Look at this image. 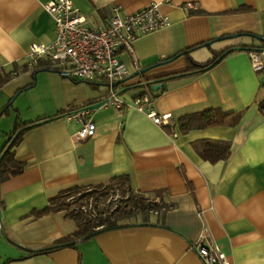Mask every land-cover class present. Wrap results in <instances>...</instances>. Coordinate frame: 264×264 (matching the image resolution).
I'll list each match as a JSON object with an SVG mask.
<instances>
[{"label": "crops", "instance_id": "obj_1", "mask_svg": "<svg viewBox=\"0 0 264 264\" xmlns=\"http://www.w3.org/2000/svg\"><path fill=\"white\" fill-rule=\"evenodd\" d=\"M48 1L0 0V68L20 67L31 44L54 41L55 24L44 9ZM72 1L94 28L115 6L124 13L152 3L159 4L169 25L135 39L132 53H120L130 76L116 88L130 106L103 103L89 109L87 118L96 129L84 140L74 142L81 125L64 115L106 99L105 84H78L63 73L30 68L0 88V112L12 99L9 113L0 116L1 137L17 120L33 124L13 148L23 171L0 182V264H204L192 248L204 228L229 264H264V51L256 71L249 51L239 49L251 44L248 34H264V0ZM188 3L197 8H187ZM241 5L250 10L234 12ZM205 42L190 51L192 60L204 62L225 48L234 51L204 72L168 78L158 90L140 86L186 71L185 55L176 54ZM41 73L48 77H38ZM36 76L40 87L34 89ZM100 86L106 88L101 92ZM146 88L158 114H170L171 127L153 123L131 105ZM21 89L34 90L30 113L23 111ZM207 109L240 112L241 118L235 126L180 131L179 117ZM201 139L229 141V157L214 163L202 159L193 147ZM119 174L129 175L135 192L165 191L172 207L161 221L155 223L153 212L150 224L138 222L49 254H30L75 230L63 212L35 217L33 211L60 190L106 183Z\"/></svg>", "mask_w": 264, "mask_h": 264}, {"label": "trees", "instance_id": "obj_2", "mask_svg": "<svg viewBox=\"0 0 264 264\" xmlns=\"http://www.w3.org/2000/svg\"><path fill=\"white\" fill-rule=\"evenodd\" d=\"M250 8L241 5L234 9V12L249 11ZM251 38V44L241 45L239 49H244L249 52L264 51V34L253 35L248 34ZM208 42L201 43L191 48L180 51L176 56L185 55L188 61V68L186 71L164 75L161 77L147 79L146 86L152 88V81H165L173 76L192 75L204 72L214 66L224 56L234 50L225 48L220 51H212V57L204 62H197L190 58L189 53L193 48L207 45ZM46 59H39L36 65L29 66L27 63L20 67L16 64L11 69L0 68V88L15 78L18 74L33 68L34 71L39 69L53 70L61 73L55 69ZM21 89L18 93L24 91ZM12 108V99L1 110V115H7ZM63 114H61L62 116ZM241 118L240 112L222 111L220 109H207L201 112L191 113L181 116L177 119L179 129L182 133H187L190 130L203 129L214 125L235 126L239 123ZM30 122L16 121L12 131L4 134L6 143L0 150V182L7 179L9 176L18 175L23 171L24 165L15 158L14 146L20 141L23 132L31 127ZM9 147L4 151L6 146ZM193 147L199 156L211 163L219 160L227 159L231 153V143L229 141L201 139L193 142ZM119 192L121 200L109 211H99L101 204L106 203L110 195ZM165 191L157 189L148 192H135L130 188V177L128 174H119L110 177L106 183H99L95 185L71 186L69 188L60 190L55 196L51 197L48 204L40 209L33 211L35 217H40L46 214L63 212L64 216L75 223V230L54 241L50 246L39 250L30 251L31 255H44L56 251L67 246H75L78 241L88 240L100 232L113 230L123 227H128L131 224L141 222L150 224L149 217L151 214L157 216L155 223L160 220L161 214L172 207L164 199ZM158 197V199H156ZM91 206L90 210H84L83 206ZM97 210V211H96Z\"/></svg>", "mask_w": 264, "mask_h": 264}, {"label": "built area", "instance_id": "obj_3", "mask_svg": "<svg viewBox=\"0 0 264 264\" xmlns=\"http://www.w3.org/2000/svg\"><path fill=\"white\" fill-rule=\"evenodd\" d=\"M186 7L197 8L194 3H188ZM44 9L54 21L55 38L50 45L31 44L27 52V65L33 66L39 59H46L52 63L53 68L70 79L105 84L108 91L103 103H112L117 108L130 106L119 97L117 86H114L120 80L124 84L130 76L119 55L122 51L132 53L135 39L169 25V19L159 4L152 3L124 13L120 6H115L111 16L98 28L87 24L86 15L80 12L72 0H49L44 4ZM249 54L253 69L260 70V52L251 51ZM145 84L142 81L140 86ZM131 105L153 123L172 126L170 114H158L150 89H143L134 96ZM88 113L89 108L77 107L64 115L66 121H76L81 125L74 135V142L95 134V123L87 118ZM192 248L204 264H229L226 256L209 239L206 228Z\"/></svg>", "mask_w": 264, "mask_h": 264}, {"label": "rangeland", "instance_id": "obj_4", "mask_svg": "<svg viewBox=\"0 0 264 264\" xmlns=\"http://www.w3.org/2000/svg\"><path fill=\"white\" fill-rule=\"evenodd\" d=\"M38 77H48V76H47L46 74L41 73V74H39ZM35 84H36V85H35L34 89L40 87L39 83L37 82V76H36V83H35ZM78 84H84V85H88V86H89V84H87V83H85V82H82V81H79ZM90 85H92V84H90ZM99 88H100V90H101V92H102L103 89L106 88V87H104V86H100ZM32 91H34V90H32V89H30V90H25V92H23V94H22V96H21V97H22L21 99H24L23 97H25L23 103H25V106H27V108L24 106V110H23L24 113H30V112H28V111H30V109H34V108H32V107H31V108L28 107V103H29L30 96L32 95V94H31ZM37 98H38V101L41 102L42 95H41V94H38V95H37ZM13 102H14V101H13ZM36 107H37V106H36ZM5 116H6V115H4V117H5ZM3 135H4V134H2V137H3ZM2 137H1V134H0V147H1L2 143H3V141H4V139H3ZM4 137H5V136H4ZM120 200H121V197H120V194H119L118 191L115 192V193H112V194L110 195L109 200H108L106 203L101 204L100 207H99L98 209H99V211H101V212H103V211H105V210H106V211L112 210V209L114 208V206H115L116 204L119 203ZM83 209L88 211V210L91 209V206H86V205H84V206H83ZM96 211H97V210H96ZM6 239L9 240V238H6Z\"/></svg>", "mask_w": 264, "mask_h": 264}, {"label": "water", "instance_id": "obj_5", "mask_svg": "<svg viewBox=\"0 0 264 264\" xmlns=\"http://www.w3.org/2000/svg\"><path fill=\"white\" fill-rule=\"evenodd\" d=\"M122 82H123V80L117 81V82L114 83V86H118ZM151 83H152L151 85H152V89L153 90H158V89L162 88V86H163V81H161V80H155V81H152ZM102 104H103V101H100V102L93 103V104L89 105L88 108L89 109H94V108H97V107L101 106ZM8 147H9V144L6 146V148L4 149V151ZM1 157H2V154L0 155V159H1ZM0 221H1V224H2V213H1V209H0ZM2 228H3V225H2ZM4 235L6 236V238H8L7 235L5 234V232H4Z\"/></svg>", "mask_w": 264, "mask_h": 264}]
</instances>
